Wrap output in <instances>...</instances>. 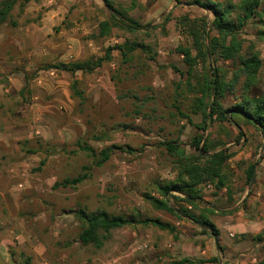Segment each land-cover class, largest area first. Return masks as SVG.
Returning a JSON list of instances; mask_svg holds the SVG:
<instances>
[{
	"label": "rangeland",
	"instance_id": "374dc122",
	"mask_svg": "<svg viewBox=\"0 0 264 264\" xmlns=\"http://www.w3.org/2000/svg\"><path fill=\"white\" fill-rule=\"evenodd\" d=\"M18 1L22 2V0ZM132 1L116 0L117 3L119 2L124 6H130ZM134 1L135 5L128 14L139 21L142 27L133 32L115 26L110 29L106 36H97L98 23L102 18L101 11H107V9L102 1L103 9L94 1L86 4L84 0H80L77 5H82L83 12L74 13L68 21H65L67 24H62L64 28L68 24L73 25V29L70 34H63L58 37V41L62 46H65L64 44H73L79 38L82 44L81 52L75 51L74 53L78 54L76 60H84L90 57H102L107 46H113L124 40L142 41L152 48L166 42L175 46L178 42H186V37L181 33L182 27L177 25L181 15L201 17L206 14L207 20L212 19L211 12L187 3L192 0H175V8L159 17H145L144 11L149 4L148 0ZM237 1L232 0L233 3ZM262 6H264V0H262ZM16 12L17 10L11 11L10 16L19 23L18 18L14 15ZM235 12L232 13L233 17ZM79 13L83 15V19H80V16L77 17ZM75 20L80 22L74 23ZM147 24L155 25V27H146ZM71 27L69 26L68 29ZM75 27L85 28L76 29ZM60 28L61 26L57 28L55 35L59 34ZM262 28L258 16L250 18L238 31L237 38L245 40L242 44V52L248 54L250 42L259 52L263 64L252 93L264 97V39L259 36V31ZM209 33L215 32L210 29ZM63 51L64 49H62ZM118 56L117 50H112L114 65L111 64L112 61L102 62L101 66L89 73L77 71L71 74L64 70L51 68L56 71L58 80H62V86L58 87L61 94H63L62 90L64 89L69 90L71 94V104H68L70 106L63 110V114L70 116L68 118L73 124L74 131L78 132L79 140L90 146L96 154L93 156L84 149L77 148V146L74 147L76 149L72 150L73 154L69 153L67 167L62 174L65 176H60L56 181L58 183L56 185L57 190L62 193V196H58V200L63 199L64 204V208H62L59 202L61 209L57 215L61 217V214H66V218L68 215L75 217L73 213L78 208H84L88 211L105 209L114 213L127 214L139 210L142 216H155L170 222L175 226V232L170 233L153 225L129 224L113 229L108 240L97 248L93 245H79L76 240L80 231L79 223L69 228L65 232L66 234H58L57 236H54L52 232L48 234L50 227L46 225L48 230L43 231L41 227H38L40 231L37 233V237L41 239L40 242L45 246L42 255L35 257L32 256V251H28V255L31 257L26 258L21 255V252H17L20 248L15 247L8 260L5 261L0 258L1 264H22L23 261L25 264L27 261L28 264H171V262L182 258L183 254L196 256L194 254L198 251L197 248L201 250L206 247L203 240L206 236H200L201 233L194 234L191 225L183 224L184 231L181 235L179 234L180 228L175 223H187L188 219L156 209L143 197V193L146 192L158 195L156 186L163 179L172 175L173 167L176 168L178 161L181 160L180 157L189 156L190 142L192 143L193 139L200 135L198 132L188 131L191 125L188 123L186 125L185 118L183 119L179 113V111L191 112L190 94L187 92L185 95H180L177 101L171 93V87L162 88L155 85L157 83H153L157 81V78L162 79V75L169 78L174 75V72L168 68L169 65L160 66L152 61L150 65L145 56L142 55L137 58L136 55L132 67L124 74ZM171 56L175 58L173 64L180 66L182 56H178L177 53L167 55V57ZM176 60H179V63H176ZM57 62L62 61L56 59L54 63ZM48 63L39 64L36 70H49L46 65ZM217 65L229 71L232 68L230 60L217 61ZM197 71L201 72V69L198 68ZM121 77L124 79L122 80ZM74 79L78 80L77 88L83 89V98L73 94L70 84ZM159 87L160 89L156 90ZM239 92L238 90L237 94ZM235 100L233 96H230L224 101V104L228 106ZM187 108L190 110L188 111ZM248 123L241 115L233 116L231 124L237 128L236 133L233 134L229 131L230 123L216 122L215 125L211 126L213 128L211 137L223 139L224 143H231L226 145V149H234L235 152L247 149L250 145L247 142L248 139L255 140L252 148L254 157L251 158V161H263L264 167L262 136L254 132L250 133L246 128ZM241 124L244 125L247 133L238 130V126ZM250 129L252 127H249ZM205 134L204 132L203 135ZM96 135H103V137L98 139L95 137ZM242 138L244 139L241 140ZM163 140L181 142V151L179 150L181 153L175 157L171 156L165 149L166 146L158 143L163 142ZM106 147H111L109 158L101 165H96L95 161L99 158L100 150ZM195 154L197 155V152ZM247 163L244 162V164ZM83 173H86L87 177L77 184L62 185L59 183L65 178H73ZM170 201L175 206H179V204L186 206V204L172 198ZM205 207L212 208L203 200L198 204V208L193 210L199 212L201 208ZM225 212L206 213V216L214 222V218L224 215ZM199 228L203 230L202 227L199 226ZM194 231L197 232V230ZM22 252L24 254L25 250Z\"/></svg>",
	"mask_w": 264,
	"mask_h": 264
},
{
	"label": "crops",
	"instance_id": "0c3cea01",
	"mask_svg": "<svg viewBox=\"0 0 264 264\" xmlns=\"http://www.w3.org/2000/svg\"><path fill=\"white\" fill-rule=\"evenodd\" d=\"M91 1L103 9L100 0H84V3L89 4ZM78 2L80 0H16L11 11L17 10L14 15L19 23L14 18L12 22L0 25V258L5 261L15 247L20 248L17 252H21L26 258L31 257L28 251H32V256L35 257L43 254L45 246L37 237L40 231L38 227L44 231L48 230L46 225H49L48 234L52 232L57 236L66 234L69 228L80 224L75 213V217L68 215V218L66 214H61V217L57 215L61 209L59 202L62 208L64 204L63 199L58 200L62 193L57 190L58 187H54L58 178L65 176L62 174L67 167V158L69 153L73 154L72 150L76 149L74 147L79 140L78 132L74 131L68 118L70 116L63 114V110L71 104V94L65 89L61 94L58 87L62 86V80H58L54 69L36 70V67L44 62L54 63L56 59L62 62L76 60L78 54L74 52H81L82 44L79 38L73 44H64L65 46L58 41V37L70 34L73 29V25L68 24L64 28L62 24H67L65 21L74 13L83 12L84 9L82 5H77ZM172 8H175V0H154L149 2L144 15L159 17ZM101 14L100 21L107 18L108 12L104 10ZM20 15L21 17H18ZM79 16L83 19L82 14H77V17ZM76 22L80 21L75 20L74 23ZM60 26L59 34L55 35ZM69 26L72 27L68 29ZM166 43L154 47L155 57L148 62H156L160 66L169 65L168 68L174 75L170 78L162 75V79L157 78L153 83L162 88L171 87V93L178 101L180 95L187 93V76L180 73L185 71V66L182 60L180 66L173 64L175 58L167 55L177 53L179 56L176 47L183 43L178 42L175 46ZM176 63H179V60H176ZM111 64L114 65V62ZM191 97L193 94H190L189 98ZM228 97L230 96L223 99L222 103L224 107L231 108L233 102L228 106L224 104ZM186 113L191 119L189 121L185 118L186 125H191L188 131L198 132L202 140L207 138L210 143L220 142L217 150L231 144L224 143L223 139L211 137V126L219 122L215 116L204 120L200 110L196 113ZM223 122L231 124V121L219 123ZM198 124L204 129L200 130ZM248 124L246 128L250 133L261 135L254 125ZM249 127L252 129L249 130ZM236 130L232 124L229 126V131L233 134ZM238 130L247 133L243 124L238 126ZM254 141L248 139L250 145L243 151L227 149L228 152H233V155L226 161L225 183L220 188L216 186V180L209 179L203 180L197 186L201 198L214 208V213L226 212L214 218V222L210 220L217 235H212L208 230H200L199 226L190 220L187 223H175L180 228V235L184 231L182 225L188 224L192 226L194 234L201 233L200 236H206L203 239L206 247L200 250L194 246L198 249L194 254L196 256L183 254L182 258H188L194 264H258L264 258V234L259 236L264 231L263 161L254 162L252 184L245 183L244 173L247 166L244 162H252L251 158L254 157ZM166 142L177 145L175 151H170ZM158 143L166 146L165 149L171 156L175 157L181 153L182 144L178 140H163ZM189 152V156L198 153L191 142ZM240 161L243 163L238 166ZM179 164L180 161L176 168L173 167L172 175L159 184L174 180ZM206 183L210 186L207 187ZM173 194L178 195L176 192ZM22 264H25V261Z\"/></svg>",
	"mask_w": 264,
	"mask_h": 264
},
{
	"label": "trees",
	"instance_id": "16d2710c",
	"mask_svg": "<svg viewBox=\"0 0 264 264\" xmlns=\"http://www.w3.org/2000/svg\"><path fill=\"white\" fill-rule=\"evenodd\" d=\"M101 1L109 14L107 18L98 23L97 36H106L110 29L115 26L131 32L142 27L139 21L128 14L135 5L134 0L130 6H124L119 2L117 3L116 0ZM152 1L154 0H149L150 3ZM15 3L16 0H0V25L4 22H12L13 17L10 15ZM187 3L212 13L210 21L207 20L206 14L201 17L184 15L178 19L177 23L180 28L182 27L181 33L186 37V42L179 44L176 51L182 56L181 60L185 66V71L181 72L187 76L185 89L189 94H193L191 97L192 113L200 110L204 120L207 117L215 116L219 122L231 121L233 116L241 115L259 130L261 136H264V97L252 93L263 62L259 52L255 50L254 44L250 42L248 54L244 53L242 52V44L245 40L237 38L238 31L244 23L248 19L258 16L263 27L259 31V36L264 39V6H262V0H238L236 3H233L232 0H192ZM234 11L236 12L233 17ZM146 27L154 28L155 25L147 24ZM210 29L215 33L210 34ZM112 50L118 51V59L124 74L132 67L136 55L137 58L143 55L146 60L155 57V50L149 44L137 40H124L113 46H107L102 57L48 63L46 65L48 69L56 68L71 74L77 71L89 73L101 66L102 62H111L113 60ZM220 60H230L232 62L231 71L217 65V61ZM198 66H200L201 72L197 71ZM174 68L177 70V67L174 66ZM121 79L124 78L121 77ZM70 85L73 94L83 98V89L77 88L78 80H72ZM238 90L240 92L237 94ZM227 96H233L236 99L231 108L223 106L222 100ZM176 107L178 108V105ZM179 113L191 121L187 113L182 111ZM197 127L200 130L204 129L201 124H198ZM95 137L100 139L103 135H96ZM76 144L93 156L96 155L94 150L85 142L77 140ZM220 144V142L210 143L207 138L202 140V136L197 135L192 141V145L198 151L197 155L180 157L175 179L156 186L158 196L150 193H144L143 196L154 208L184 217L202 227L203 230L210 231L212 235H217L213 223L206 216V213H213L214 209L205 207L201 208L199 212L194 210L203 201L197 187L203 180H216L218 188L225 183L226 161L233 155V152H228L226 148L217 150L216 148ZM166 146L172 152L176 149L172 142H166ZM110 151L111 147L100 150L99 158L95 161L96 165H101L107 160ZM242 163L243 161H240L237 164L240 166ZM253 170L254 162H248L244 169L247 185L251 181ZM86 177L87 174L83 173L73 178H65L59 183L74 185ZM56 185H58L57 182L54 187ZM173 192L178 193V195L173 194ZM170 198L180 201L186 206L183 204L175 206ZM75 214L80 222V231L76 240L81 246L93 245L99 248L108 240L113 229L134 223L153 225L170 233L176 230L170 222L163 221L158 217L142 216L138 210L127 214L114 213L105 209L88 211L84 208H78ZM262 234L264 231L259 236ZM186 263L194 264L188 258L171 262V264ZM258 264H264V258Z\"/></svg>",
	"mask_w": 264,
	"mask_h": 264
},
{
	"label": "water",
	"instance_id": "95a60500",
	"mask_svg": "<svg viewBox=\"0 0 264 264\" xmlns=\"http://www.w3.org/2000/svg\"><path fill=\"white\" fill-rule=\"evenodd\" d=\"M262 145L264 146V136H262ZM254 180V173H252L250 184H252Z\"/></svg>",
	"mask_w": 264,
	"mask_h": 264
},
{
	"label": "built area",
	"instance_id": "2783aa9c",
	"mask_svg": "<svg viewBox=\"0 0 264 264\" xmlns=\"http://www.w3.org/2000/svg\"><path fill=\"white\" fill-rule=\"evenodd\" d=\"M207 184V187H209L210 185H209V183H206Z\"/></svg>",
	"mask_w": 264,
	"mask_h": 264
}]
</instances>
